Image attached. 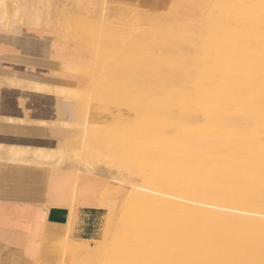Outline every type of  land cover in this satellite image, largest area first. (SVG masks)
Returning a JSON list of instances; mask_svg holds the SVG:
<instances>
[{
	"label": "bare ground",
	"instance_id": "obj_1",
	"mask_svg": "<svg viewBox=\"0 0 264 264\" xmlns=\"http://www.w3.org/2000/svg\"><path fill=\"white\" fill-rule=\"evenodd\" d=\"M178 2L183 8L171 19L174 26L161 13L142 17L147 24L122 30L102 23L103 19L96 25L94 20L80 32L91 42L85 62L93 63L96 84L107 81L120 91L129 86L125 89L130 113L140 108L136 118L146 127L150 124L151 132L143 128L133 138L134 147L123 150L127 160L138 157L140 168H150L149 182L138 188L129 184L112 188L113 194L134 205L123 215L126 233L111 243L104 235L115 209L105 216L101 246L92 247L87 238L60 250L55 236L66 233L68 237L71 222L64 231L39 226L30 242H42L38 252H31L40 253V264H264V143L260 142L264 135V0ZM72 4L79 15L93 5L100 6L103 14L106 3L73 0ZM199 8H204L203 19L194 18ZM14 28L9 5L0 0V31L14 32ZM51 46L67 73H74L81 60L76 46L54 40ZM99 53L108 62H101ZM24 83L32 90L60 96L55 85ZM81 94L87 102L81 127L87 133L94 131L92 120L97 114L94 96L84 90ZM60 114L66 116L62 110ZM236 114L250 117L256 127L250 131L242 127ZM127 125L122 131L129 129ZM170 129H178V134L169 137ZM162 136L165 141L159 146L156 138ZM81 144L82 151L74 152L73 174L53 171L44 208L65 204L73 214L78 205L105 207L93 179L107 171L94 165V159L103 157L110 144L97 143L86 134ZM43 150L37 149L39 155H44ZM82 165L88 175L80 174ZM27 179L37 183L44 178L29 174ZM161 179L167 182L165 189L159 188ZM37 213L42 216V210H34ZM12 264L23 262L12 259Z\"/></svg>",
	"mask_w": 264,
	"mask_h": 264
},
{
	"label": "crops",
	"instance_id": "obj_2",
	"mask_svg": "<svg viewBox=\"0 0 264 264\" xmlns=\"http://www.w3.org/2000/svg\"><path fill=\"white\" fill-rule=\"evenodd\" d=\"M50 36L46 29L28 26H21L16 32L0 31V264H12V259L34 264L40 253L33 257L31 252H38L42 242L33 244L30 239L34 240L39 226L64 231V225L71 222L68 237L74 240L72 232L89 231L103 210L78 205L72 214L65 204L44 208L53 171H74L52 159L63 155L62 148L80 140L81 123L86 120L84 102L74 99L68 107L73 118L64 120L60 114L63 98L31 90L24 83L62 87L77 86L79 81L82 85V76L72 78L75 73L62 69L59 55L51 48ZM17 82L24 86L16 85ZM37 149H45L44 155H39ZM29 174H41L44 179L29 181ZM93 180L98 193L104 195L100 181ZM76 184L78 187L77 181ZM37 209L42 210V216L34 215ZM63 234L55 236L60 238V250L66 244L67 235Z\"/></svg>",
	"mask_w": 264,
	"mask_h": 264
},
{
	"label": "rangeland",
	"instance_id": "obj_3",
	"mask_svg": "<svg viewBox=\"0 0 264 264\" xmlns=\"http://www.w3.org/2000/svg\"><path fill=\"white\" fill-rule=\"evenodd\" d=\"M6 1L9 5V19L10 21H12L13 27H15L14 32L18 31L21 26L43 28L46 29L48 33H50L51 43L52 40H54L57 43L61 42L65 44H70L71 46H76V49L80 54L81 57L80 64L78 65L77 69L74 71L76 76H74L73 74L72 78L80 79V77L82 76L83 77L82 85L79 81H77L78 82L76 83L78 84L77 86L68 85V86L57 87L58 93H60V97L65 99L67 102L66 104H63V108L61 107L60 110L66 113L65 119L63 118L64 120H69L73 118L72 112L68 110L70 104L73 102L74 99H76L79 100L80 102H84L85 105L84 107L87 108L86 100L81 99L83 98L81 96L82 95L81 92L84 90L87 91L89 94L91 93L94 96V103H95L94 109L97 115L96 118L92 120V122L94 123V127L91 128L92 126L90 125L89 128L94 129V131H87L86 133L85 129L82 127L80 129L81 131H79L80 133L78 134L81 135V137L78 138L80 140L77 141L75 144L73 141V143H71L69 147L65 146L64 148H62V150L65 151L63 152V155H61L58 159L56 158L52 159V161L53 162L56 161V163H58L60 166L64 168L73 169L74 170L73 173H74L75 168L77 167V163L74 160V154L82 151L81 143L84 134L89 135L90 140L94 139V141L97 143L107 141L110 144V147L104 150L103 157H101L99 160L94 159V162L97 161L95 162L94 165L101 166L105 168L107 171V172L100 171L97 175H95V178L98 181H100V187L103 189L104 195H100V196L104 201L105 207L101 208L103 210L99 213L97 219H95L94 224L89 226L90 229L89 231L83 230L81 233L76 232L74 234L72 232V238L74 240H72L70 237H66V244L75 243L77 241H82L87 238H89L90 241L89 243L92 247H96L97 245L101 246L104 238L107 239L108 243H111L115 237L126 233V227L122 224L123 215L128 210L129 206L134 205V203H130L129 201L122 200L123 198L118 194L117 195L115 193L113 194L112 192L113 189H115L117 185L126 188L128 184L132 185L135 188H138L137 186L144 184L147 185L149 182L148 169L150 168H148L147 170L140 168L142 166L140 165V161L138 160V157H135L134 160H132L131 158L127 160L128 157L125 155L124 151L130 150V148L134 147L133 138L140 136L143 131V128H147L148 132H151V127L150 124L146 127L147 124L144 123V121H141L140 119L136 118V115H138L140 113L139 111H141L140 108L137 109L135 108L136 109L134 110V112L136 111L135 114L130 113L131 108L128 107L129 96L126 90L129 88V86L121 89V91L123 90L124 92L123 93L118 88H112L113 86L108 84L107 81L105 83H100L99 85L96 84L95 75H92L94 74L93 63L90 61L85 62V59H87L88 56L87 47L91 42L89 41L88 38H83L80 32H82L85 27H89V24H92L94 20L96 25L104 20L102 23H106V25H109L110 27L115 26L114 28L122 30V28H124L125 26L129 27L130 25H132L136 27L141 23L147 24V22L143 20L146 18L145 17L146 15L152 14L158 16L161 13H163L165 16L170 18L168 24L174 26L175 23L171 22V19L176 15L181 14L183 7L179 4L178 0L176 1L172 0L173 3L171 0H105L106 4L103 9V14L101 13L100 6L93 5L92 7H89L88 9L82 11L78 15L74 10L72 4L73 0H6ZM133 9L134 10L136 9L137 12L134 11ZM203 10L204 8L203 9L199 8L198 11L195 12L194 18L203 19L201 18L205 16L204 14L205 11ZM131 13H133V16L135 17L134 19H131L130 16ZM99 15H102L103 17L100 16L101 17L100 19ZM84 20L85 21L87 20L88 22L87 21L83 22ZM91 40H93V38ZM104 41H105L104 39L101 40L102 43H104ZM98 57L101 62L103 61L108 62V59L104 54L99 53ZM59 61L62 66V69L66 71L67 69L61 63V59H59ZM15 84L21 86L20 82H17ZM116 89H118V92H116L117 91ZM114 99L116 101H114ZM85 115H86V111H85ZM234 117L237 123L242 125V127L248 129L249 131L254 129L257 125L248 116L236 114L234 115ZM125 118L129 120H124ZM124 121L125 122L127 121L126 124H124ZM128 122L130 124L133 123V125H130ZM126 125H127L126 128L127 129L129 128L128 129L129 131L126 129L122 131ZM258 125H261V123H259ZM120 130L122 131L123 136L121 135ZM128 132H129V137L127 135ZM174 133L175 135H177L178 129H170L168 136L169 137L174 136ZM117 134L119 135L118 136L119 138L117 137ZM156 139L158 141L159 146L165 141V137L163 136L158 137ZM260 140H261L260 142L264 143V135ZM131 142L132 145L130 146ZM121 147L123 148L121 149ZM154 158H156L157 161L160 160L159 156L158 157L156 156ZM129 162L132 165L129 164ZM88 167L91 168L92 166L90 165ZM78 170L80 174L88 175L83 165L81 166V169ZM49 178L51 179L52 177ZM159 184H160L159 188L161 189H165L167 186V182L165 179H161ZM114 199L116 200V202L114 201ZM110 210H113L112 212H114L116 215L114 216V218H112L111 225L107 224L108 233L107 235L105 234L104 235L105 237L103 238L104 227L106 226L105 216L107 212ZM32 256L36 257L34 254ZM41 262L43 263V260L40 259L38 256L34 264H40Z\"/></svg>",
	"mask_w": 264,
	"mask_h": 264
}]
</instances>
